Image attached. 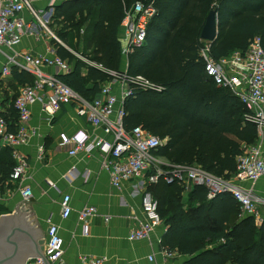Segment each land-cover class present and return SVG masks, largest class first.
I'll use <instances>...</instances> for the list:
<instances>
[{"label":"trees","instance_id":"obj_1","mask_svg":"<svg viewBox=\"0 0 264 264\" xmlns=\"http://www.w3.org/2000/svg\"><path fill=\"white\" fill-rule=\"evenodd\" d=\"M138 2L151 4L155 14L144 45L129 54L128 71L123 73L119 30L126 11ZM211 11L218 20L217 37L206 43L201 35ZM56 17L63 18L65 29L89 24L82 51L69 43L73 54L56 44L58 57L71 66L60 77L65 84L94 100L102 84L113 79L110 73L145 78L155 88L137 89L126 99L125 129L141 127L166 141L155 154L173 166L198 165L220 178L235 174L237 156L244 153L242 143L252 144L258 129L240 99L206 76L201 50L207 44L212 58L220 60L247 50L256 36L264 49V0H78L65 5ZM32 82L33 77L27 85ZM14 101L11 113L1 116L11 131L18 121ZM15 165L13 149L3 147L1 190L10 186ZM157 185L152 191L167 229L166 251L189 256L185 264H264V220L258 227L253 217H242L230 194L208 200L206 187L196 185L189 201L201 204L187 210L181 184Z\"/></svg>","mask_w":264,"mask_h":264},{"label":"built area","instance_id":"obj_2","mask_svg":"<svg viewBox=\"0 0 264 264\" xmlns=\"http://www.w3.org/2000/svg\"><path fill=\"white\" fill-rule=\"evenodd\" d=\"M62 1L70 0H47L50 7ZM34 2L35 0L1 1L0 47H18L23 36L33 31L34 25L27 22L22 14L28 11L32 18L40 19ZM154 14V7L145 2H138L126 11L122 23L123 33L120 38L124 57H128L135 49L144 45L148 25ZM201 55L206 62V76L217 86L229 89L240 99L250 112L251 120L257 126L259 136H263L264 49L261 38L256 36L247 50L235 51L220 60L212 58L208 46L201 50ZM11 67H17L33 77V82L26 85L14 101L18 121L13 131L10 130L9 123L0 116V142L5 147L13 149L16 161L10 177L11 183L20 181L27 168L25 157L17 149L27 145L33 137L38 135L31 126L32 107L40 104L44 112L55 115L64 106L73 105L79 116L87 118L89 123L100 128L106 138H91L81 132L73 138L61 135L65 144L73 142L76 144L70 151V155L93 151L102 153V169L109 173L114 187L121 188L127 181H144L143 218L131 231L130 240L148 239L162 225L159 203L146 186L157 185L162 181L167 184L177 181L182 186L188 182L202 185L208 191L209 200L217 195L228 193L237 201L242 213L252 216L258 222L264 220V212L258 202L249 191L241 187L242 182L248 181L255 184L264 177V155L258 146L248 147L244 151L239 158L235 174L229 179L216 177L198 166H176L171 170H164L157 166L158 161L154 154L160 146L164 145V141L141 127L126 130L124 126V119L127 115L124 107L126 99L133 96L137 89L155 88L148 80L143 77L130 79L126 75L110 73L113 78L112 82L103 85L94 100H88L65 84L58 76L45 72L46 68H57L62 73L70 72L69 63L58 56L50 58L40 57L33 53L16 54V56L8 57L3 73L9 74ZM118 84L122 89L120 95L116 94L114 88ZM152 169L155 172L150 174ZM22 194L26 200H29L32 197V190L26 188ZM2 199L0 188V204ZM72 212L71 197L65 195L62 200V218H69ZM96 215L95 207H86L79 211L78 221L83 224L84 235H89V221ZM48 223L49 231L44 255L49 264H66L64 242L60 236L59 227L51 220ZM150 261L154 262L153 257H150ZM27 264H43V262L42 259L36 258ZM80 264H105V259L84 258Z\"/></svg>","mask_w":264,"mask_h":264},{"label":"crops","instance_id":"obj_3","mask_svg":"<svg viewBox=\"0 0 264 264\" xmlns=\"http://www.w3.org/2000/svg\"><path fill=\"white\" fill-rule=\"evenodd\" d=\"M75 1L78 0L62 1L50 7L47 0H35L34 7L39 11L40 19L32 18L28 11L22 14L27 22L34 25L33 31L23 36L18 47H0V116L11 113L13 101L30 80L32 81V75L30 78L29 73L17 67H11L10 73L4 74L3 69L7 65L8 57L33 53L40 57L52 58L58 56L56 44L73 54L76 53L69 46L67 38L64 42L59 39L54 45L46 34L47 23L53 17L64 25L63 18L56 17V13L69 2ZM43 16L47 21L43 20ZM87 25L82 27L84 33ZM122 33L121 27L120 38ZM78 50L82 51L83 48ZM128 66L129 59L123 56L120 70L126 73ZM23 72L25 74H22ZM45 72L59 78L68 74L62 73L57 68H46ZM87 73V69H83V75ZM110 82L112 81L102 86ZM114 88L116 94L120 95L121 86L118 84ZM32 114L31 126L38 135L33 137L27 145L17 149L25 157L27 168L20 181L11 183L9 187L2 190L1 218L17 213L25 204L29 205L46 239L49 229L48 221L51 220L59 227L60 236L64 242L66 264H80L84 258L91 257L103 258L105 264H185L187 262L189 256L164 249L163 238L167 230L164 220L148 239L130 240L131 231L143 218L142 195L145 191L143 180L127 181L121 188L114 187L109 173L102 169V153L79 152L72 156L70 151L76 144L74 142L65 144L61 139V135L73 138L79 132L91 138H106L100 128L89 123L87 118L79 116L73 105L64 106L55 115H49L42 110L40 104H36L32 107ZM252 146H258L264 155V135L258 136L252 144L242 143L244 151ZM3 147L5 146L0 142V150ZM155 158L159 168L171 170L176 167L164 157L155 154ZM239 158L240 156H237V165ZM154 172L155 170L152 169L149 173ZM146 186L153 193V188L158 185ZM195 186L196 184L191 182L182 186V199L187 210L190 207L197 208L201 204L199 201H189ZM241 187L252 194L264 212V177L255 184L248 181L242 182ZM26 188L32 190V197L29 200H26L22 194ZM65 195L71 197L73 209L71 216L67 219L62 218V200ZM86 207L97 209V215L89 221L90 233L87 236L84 235L83 224L78 221L79 211ZM241 214L242 217H252L242 212ZM255 222L258 227L263 223L256 220ZM150 257H153L154 262L150 261Z\"/></svg>","mask_w":264,"mask_h":264},{"label":"water","instance_id":"obj_4","mask_svg":"<svg viewBox=\"0 0 264 264\" xmlns=\"http://www.w3.org/2000/svg\"><path fill=\"white\" fill-rule=\"evenodd\" d=\"M217 27L216 12L211 11L201 39L213 42L217 37ZM45 246L46 238L31 206L25 204L17 213L0 219V264H27L36 258L42 259L43 264H49L44 255Z\"/></svg>","mask_w":264,"mask_h":264},{"label":"rangeland","instance_id":"obj_5","mask_svg":"<svg viewBox=\"0 0 264 264\" xmlns=\"http://www.w3.org/2000/svg\"><path fill=\"white\" fill-rule=\"evenodd\" d=\"M43 20L47 21L44 19ZM47 23V30L46 34L51 38L53 44L55 45L58 43V40L61 38V36H68V42L73 45L75 48L82 49L83 48V34H84V29H65L64 25H62L61 22L57 21L55 17L50 19ZM60 31H62V34H59Z\"/></svg>","mask_w":264,"mask_h":264}]
</instances>
